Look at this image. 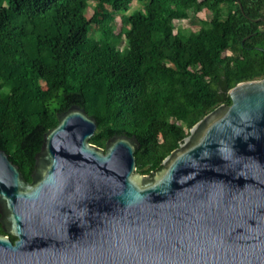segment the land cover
Returning a JSON list of instances; mask_svg holds the SVG:
<instances>
[{
    "label": "water",
    "instance_id": "water-1",
    "mask_svg": "<svg viewBox=\"0 0 264 264\" xmlns=\"http://www.w3.org/2000/svg\"><path fill=\"white\" fill-rule=\"evenodd\" d=\"M229 95L152 176L136 137L91 144L79 106L45 134L32 182L0 150V264H264V78Z\"/></svg>",
    "mask_w": 264,
    "mask_h": 264
},
{
    "label": "trees",
    "instance_id": "trees-1",
    "mask_svg": "<svg viewBox=\"0 0 264 264\" xmlns=\"http://www.w3.org/2000/svg\"><path fill=\"white\" fill-rule=\"evenodd\" d=\"M93 1L88 19L90 0H0V150L27 182L45 134L73 106L96 119L99 148L136 137L137 173L152 176L199 121L232 104L230 90L264 78V0ZM204 11L210 20L191 19ZM186 20L198 29L177 25Z\"/></svg>",
    "mask_w": 264,
    "mask_h": 264
},
{
    "label": "rangeland",
    "instance_id": "rangeland-1",
    "mask_svg": "<svg viewBox=\"0 0 264 264\" xmlns=\"http://www.w3.org/2000/svg\"><path fill=\"white\" fill-rule=\"evenodd\" d=\"M95 6H96L95 2L93 0H90V8L87 12V18L88 19L92 18L94 11H95ZM138 8H140V4L134 3L132 5V8H131L129 14L136 13ZM108 9H109V7H108ZM194 18H198L200 20H207L208 21L211 19V15L209 12L204 11V12L197 14L196 16L191 15V19H194ZM124 22H125V19H124L123 14H116L115 17L113 18V25L115 26L117 31L123 30V28L125 27ZM177 25L182 27L185 30H188V31H195L199 27L198 23H196V22L192 23V21H189V20H186V21L181 22V23H177ZM182 120H183V116L178 115V121L181 122Z\"/></svg>",
    "mask_w": 264,
    "mask_h": 264
}]
</instances>
